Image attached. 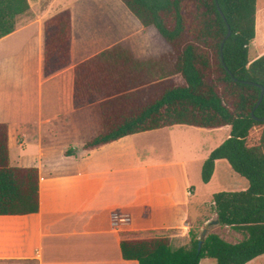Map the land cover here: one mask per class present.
Listing matches in <instances>:
<instances>
[{
	"label": "crops",
	"instance_id": "1",
	"mask_svg": "<svg viewBox=\"0 0 264 264\" xmlns=\"http://www.w3.org/2000/svg\"><path fill=\"white\" fill-rule=\"evenodd\" d=\"M54 1L37 0L34 9L27 0L29 10L0 39V124L7 126L9 165L35 168L39 180L36 213L0 215V264H137L121 258L122 240L181 228L192 236L197 231L192 224L201 220V229L206 222L204 211L192 209L195 190L187 164L195 160L179 153L187 149L185 140L194 138L192 129L208 134L217 129L175 125L83 151L98 132L95 106L100 101L85 98L76 105L75 68L119 47L134 61L148 63L142 75L154 80L161 74L162 55L144 57L148 50L131 40L135 35L146 39L149 27L120 0H103L102 6L81 0L77 6L58 7ZM258 2L250 61L264 54V1L261 9ZM65 8L71 14L70 65L43 77L42 23ZM175 138L184 140L177 155ZM212 150L195 162L203 163ZM165 154L168 162H152ZM221 161L215 162L214 171ZM208 205L212 208L211 200ZM246 264H264V254Z\"/></svg>",
	"mask_w": 264,
	"mask_h": 264
},
{
	"label": "trees",
	"instance_id": "2",
	"mask_svg": "<svg viewBox=\"0 0 264 264\" xmlns=\"http://www.w3.org/2000/svg\"><path fill=\"white\" fill-rule=\"evenodd\" d=\"M120 1L170 47L173 64L167 72L181 83L163 71L154 80L144 77L148 63L134 61L119 47L76 67V105L85 98L100 101L95 106L98 132L82 150L175 125L228 127L227 139L202 163L201 182L210 181L220 160L247 181L244 190L211 198L217 223L242 233L241 241L232 244L207 234L201 239L191 236L187 245L174 248L162 237L127 239L119 244L121 258L137 264H198L203 258L246 264L264 254V94L255 107L264 89V54L248 58L256 0ZM28 10L27 0H0V39L15 30L16 18ZM42 33V75L48 77L70 65V9L46 18ZM170 56L160 62L170 64ZM38 181L35 168L9 165L7 126L0 124V215L36 213Z\"/></svg>",
	"mask_w": 264,
	"mask_h": 264
},
{
	"label": "rangeland",
	"instance_id": "3",
	"mask_svg": "<svg viewBox=\"0 0 264 264\" xmlns=\"http://www.w3.org/2000/svg\"><path fill=\"white\" fill-rule=\"evenodd\" d=\"M47 0H41V2H44ZM258 6L261 9L263 6V1L264 0H258ZM54 7H58L63 5V3H77L79 5L81 3V0H55L54 1ZM96 3H98L100 6L104 4L103 0H95ZM31 5L34 7V9L37 7V0H30ZM122 6V5H121ZM122 8L125 10V8L122 6ZM55 9V8H54ZM132 20H135L133 17H131ZM18 20V19H17ZM148 32H150V35L146 39L139 38V36L134 37L131 39L132 41H136L140 46V42L142 43V46L148 50L147 55L144 57H158V56H170L171 55V50L170 47L160 38V36L157 34V32L152 28L149 27ZM168 53V54H166ZM166 54V55H164ZM248 58L252 59L253 58V53L252 50L250 49V52L248 53ZM171 60V56L168 58ZM171 64H173V59L171 60L170 64L168 63H161V73L163 71V74H168L166 77L173 79L175 84H180L181 80L179 79L178 76H174L173 74L169 75V70ZM158 82V81H153V83ZM145 89L148 88L147 86H144ZM148 90L146 91V93ZM192 131L195 134L193 137L194 138H187L185 140V146L187 149L179 154H184L185 157L187 156L188 159L189 157L193 158L195 161L200 159L203 155L204 152L210 150V149H215L218 147L223 141H225L229 135V128L228 127H223L220 129H217L216 131H210L213 133H204L206 131H200L198 129H192ZM254 137H251V140ZM184 140L181 138H175L173 139V148L175 150V155H177V150L180 146H183ZM191 144V147H190ZM167 146V145H164ZM189 149V150H188ZM192 154L193 157L190 155ZM174 155V156H175ZM178 157L182 158L181 156H175L173 159H179ZM171 158H168L165 154L160 156V158H155L153 159V163H164L168 162V160ZM193 161L190 164H187V168L189 171L190 175V183L193 186L195 190V197L192 199L193 204H192V209L193 213L197 210H200V212L204 211L206 213V222L201 223L202 228H198V223H200L201 220L195 221L192 224V228L197 231H192V237L194 238H204L207 234H216L220 238H222L224 241L229 242V243H237L243 239V235L240 232H236L234 230L229 229L228 227L221 226L216 222V216L214 217L213 214V208H209L208 203L211 200V196L215 193L218 192H235V191H241L244 190L247 187V181L243 178H241L239 175L234 173L228 166L226 161H221L219 163L214 171L213 176L211 177L210 181L207 184H203L200 179V172H201V166L202 162L199 164ZM225 167V169H224ZM201 203H206L205 209L201 206ZM200 227V226H199ZM183 231L179 230H172V231H158L152 234L148 233H142L139 234L137 237L138 238H152V237H162V238H167L171 244L172 247L176 248L179 246L187 245L189 243V240L191 236L189 234H186V229L181 228ZM204 232V234H203ZM211 264H215L214 260H210ZM208 264V263H207Z\"/></svg>",
	"mask_w": 264,
	"mask_h": 264
},
{
	"label": "water",
	"instance_id": "4",
	"mask_svg": "<svg viewBox=\"0 0 264 264\" xmlns=\"http://www.w3.org/2000/svg\"><path fill=\"white\" fill-rule=\"evenodd\" d=\"M228 36H229V31L227 32L226 38H227ZM263 94H264V89L261 88V94H260V97H259L258 102H257V104H256L255 107H257V106L259 105V103H260V101H261V99H262ZM252 116H253V114H252ZM262 120H264V118H263ZM214 223H217V221L214 222ZM203 234H204V232H203Z\"/></svg>",
	"mask_w": 264,
	"mask_h": 264
}]
</instances>
